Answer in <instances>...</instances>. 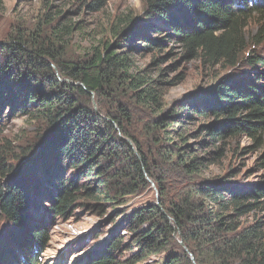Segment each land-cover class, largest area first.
Listing matches in <instances>:
<instances>
[{"label": "trees", "instance_id": "1", "mask_svg": "<svg viewBox=\"0 0 264 264\" xmlns=\"http://www.w3.org/2000/svg\"><path fill=\"white\" fill-rule=\"evenodd\" d=\"M107 1L87 8L100 11ZM141 1V19L117 18L115 42L81 58L66 53L67 27L50 36L15 33L0 45V121L3 110L18 113L47 137L26 174L11 180L30 152L12 159L11 144L0 139V217L17 235L13 246L36 264L52 220L78 207L100 217L120 209L114 220L127 238L118 232L84 264H188V254L196 264H264V179L249 187L229 180L236 174L202 179L224 158L226 141L239 138L251 141L264 170V72L229 75L198 105L166 107L171 82L160 67L178 56L208 69L264 65L254 53L264 46V0ZM169 43L153 60L156 73L133 72L136 50L162 52ZM136 110L149 116L142 130ZM203 146L209 157L196 155ZM151 183L159 204L152 199L125 216L124 206ZM37 208L47 221L32 225Z\"/></svg>", "mask_w": 264, "mask_h": 264}, {"label": "rangeland", "instance_id": "2", "mask_svg": "<svg viewBox=\"0 0 264 264\" xmlns=\"http://www.w3.org/2000/svg\"><path fill=\"white\" fill-rule=\"evenodd\" d=\"M96 1L0 0V45H3L15 33L35 31L42 36H50L52 31L59 28L64 30V27H67L69 33L64 37L66 53L72 59L81 58L93 49L103 51L105 45H111L115 42L116 37H114L110 28L117 18L128 15L137 22L141 19L144 10V3L141 0H108L105 7L100 11L87 8L90 4L95 5ZM262 23L264 24V22ZM256 31V25L251 23L247 30L248 34L254 35ZM166 47L162 52L155 50L149 54L136 50V53L131 55L133 72L156 73L153 60L157 57H165L173 44L169 43ZM176 52L174 51L175 54H178ZM254 53L264 58V46L257 48ZM245 64H247V60H244L233 70H223L220 67L214 69L204 68L199 62L188 61L181 58V56L164 60L160 63V67L166 70L165 78L171 82L164 91L166 107L174 106L179 101H185L186 106L192 103L198 105L200 98L211 89V86L217 80L229 75H242L247 72L252 73L251 71L264 72V65L249 67ZM91 106L96 110L93 98H91ZM2 114L6 118L0 121V139L11 144L12 159L21 154L20 150H27L25 153L30 152L27 156L29 157L28 160L23 159L24 162L15 167L8 177L11 180L19 175L24 176L26 174L28 168H30L29 162L37 158V154L47 141V137L44 130L38 129V125L21 117L18 113L12 111L8 113V111L3 110ZM134 118L139 125V129L142 130L148 122L149 116L146 112L136 110ZM208 122L210 121H203V123ZM226 144L227 151L224 158L217 160L214 165L210 166L203 173L202 179L214 180L236 174L235 178L229 180L243 187L258 184L264 179V170L259 168L260 153L254 148L251 141L239 138L226 141ZM195 152L198 157H209L208 149H205V146L196 147ZM148 182H150L149 179ZM152 199L155 204H159L158 192L151 183L149 191L142 192L124 206V215L127 216L131 211L147 202H151ZM119 211L120 209H108L106 215L100 217L89 207H78L66 218L52 220L54 223L48 227L47 240H44L45 250L41 253L38 263L84 264L91 256L103 251L106 244L118 232L125 241L127 238L125 232L118 229V220H114L117 215L116 212ZM257 215L260 214L257 213ZM45 217L42 211L37 208L31 216L32 225L40 219L47 221ZM252 218L253 216L248 217L245 222H251ZM16 236L11 226L0 217V256H3L0 257V262L5 257L12 258L14 256L18 264H22V262L27 264V259L32 258L28 252H24L22 249H19L21 250L19 251L13 246V242H17L14 239ZM20 238L22 239V237ZM175 239L178 243L177 237ZM115 254L117 255L116 252ZM125 255L122 254V256ZM75 256L78 259L73 261L72 259ZM188 256V264H196L191 254H188ZM151 259H153L151 263H154L152 261H155L156 258Z\"/></svg>", "mask_w": 264, "mask_h": 264}, {"label": "bare ground", "instance_id": "3", "mask_svg": "<svg viewBox=\"0 0 264 264\" xmlns=\"http://www.w3.org/2000/svg\"><path fill=\"white\" fill-rule=\"evenodd\" d=\"M78 259V257L77 256H75L74 257V259H72L73 261H76ZM48 260H49V258H48ZM47 262V261H46ZM53 262V261H52Z\"/></svg>", "mask_w": 264, "mask_h": 264}, {"label": "water", "instance_id": "4", "mask_svg": "<svg viewBox=\"0 0 264 264\" xmlns=\"http://www.w3.org/2000/svg\"><path fill=\"white\" fill-rule=\"evenodd\" d=\"M121 231V230H120ZM190 256V255H189ZM190 260H192V259H190Z\"/></svg>", "mask_w": 264, "mask_h": 264}]
</instances>
